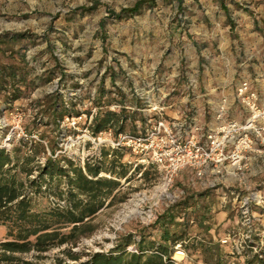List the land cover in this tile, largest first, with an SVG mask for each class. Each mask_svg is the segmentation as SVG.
Returning <instances> with one entry per match:
<instances>
[{
  "label": "rangeland",
  "instance_id": "rangeland-1",
  "mask_svg": "<svg viewBox=\"0 0 264 264\" xmlns=\"http://www.w3.org/2000/svg\"><path fill=\"white\" fill-rule=\"evenodd\" d=\"M138 1L141 0H0V35H27V39L15 45L13 52L1 47L4 52L0 54V64L18 63L15 52L25 55L29 62L27 80L34 82L29 88L22 87V98L11 106L6 105L0 95V148L12 150L20 141L28 145L40 143L46 154H38L30 164L32 168L41 166L46 157L58 158L62 168H66L63 159L81 167L86 161L93 164L101 149L112 148V138L108 135L93 138L87 130L98 110L97 89L109 69L148 74L157 73L166 68V64L170 73L183 67L194 86L191 75L195 67L191 63L195 57V40L192 38L196 34L210 35L200 30L199 25L207 30L210 27L206 25H222L227 21L237 26L247 15L258 16L250 8L253 1L231 5L233 10L229 14L225 12L224 16L220 9L211 8L210 2L198 0H184L181 8L173 0H155L153 9L145 8L138 15L120 20L112 16ZM49 75L53 77L51 81L43 83ZM52 94L61 96L66 107L73 105L80 116L65 119L58 125L52 123L41 114L46 107L41 100ZM84 112H90L91 116L87 117ZM48 143L54 148L53 155L47 148ZM122 153L120 164L125 166L126 179L120 180L121 187L113 203L107 206L109 201H106L93 219L92 234L82 237L74 246L52 247L45 253L32 250L16 256L32 264H80L90 254L110 252L120 238L129 234L137 240L139 233L157 240L161 230L158 225L154 229L151 226L165 211L183 202L188 208L174 209V220L171 223L166 220L169 232L179 230L178 222L188 224L189 241L175 246L172 251V259L177 264H204L202 256L192 254L195 252L192 244L200 240L204 246L220 244L224 252L236 253L238 258L230 260L231 264H243L246 256L249 258L264 249V175L252 177L249 170L240 181L210 187L196 181L193 173L185 169L174 179L170 189L182 195L170 204L161 190L163 175L156 168L140 163V157L128 150ZM24 154L28 151L22 146L21 156ZM117 168L119 172L120 167ZM37 176V169L30 176L18 175L24 183V199L32 212L46 214L64 207L65 179L60 177L35 190L30 188L29 181ZM99 177L115 178L106 173ZM255 193L259 196V205H250L244 213V200ZM221 211L225 218L217 220L215 216ZM150 212L154 215L151 222L147 218ZM70 228L65 226L59 230L66 235ZM10 231L14 236L17 228L9 223L0 226L1 242L13 240ZM222 240H228L227 244H222ZM134 250L127 248V252ZM243 252L250 253L245 256ZM71 254L79 260L72 261Z\"/></svg>",
  "mask_w": 264,
  "mask_h": 264
},
{
  "label": "trees",
  "instance_id": "trees-1",
  "mask_svg": "<svg viewBox=\"0 0 264 264\" xmlns=\"http://www.w3.org/2000/svg\"><path fill=\"white\" fill-rule=\"evenodd\" d=\"M177 3L178 8L184 0H173ZM155 7V0H141L129 9H122L118 14H112L116 20L138 15L145 8L151 10ZM89 10H86V12ZM27 39L26 34H3L0 35V54L6 51L13 52L16 44ZM18 54V63L11 65L0 64V95L6 105L13 104L22 98V87L29 88L34 85L33 80L28 81L29 72L28 60L25 55ZM51 73V72H50ZM49 73V74H50ZM112 79L115 78V71L108 70ZM53 77L49 75L44 82H50ZM42 103H46L41 114L46 115L49 120L57 124L65 119L78 118L80 113L74 110L73 105L66 107L61 96L52 94L46 96ZM96 102H98L96 100ZM40 103V102H39ZM95 112L91 124L87 126L90 135L93 138L107 130L111 124L123 118V112L104 111ZM90 117V112H84ZM124 123L117 130L116 140L119 136L125 134ZM144 130L141 132L143 133ZM14 147L12 150L0 148V226L6 223L17 228L16 234L10 231L9 236H13L12 241H0V264H32L29 261L22 260L16 255H25L35 250L38 253H45L52 247H61L64 245L74 246L82 237L89 236L93 233V219L104 208L105 202L109 201L110 206L116 199V194L120 189V180L126 179L125 166L121 163L122 151L125 149L111 148L109 151L100 150L99 158L94 159V163L84 162L83 167L74 164L71 160L63 159L66 168L60 166L58 158L46 157L41 166L30 167L38 154H46L45 147L40 143L35 145L27 143ZM30 143V142H29ZM21 144V145H20ZM26 147L28 154L21 156V147ZM47 148L50 153L54 154V148L48 143ZM109 159V160H107ZM62 161V160H61ZM107 161V162H106ZM36 163V162H35ZM117 166L120 171H117ZM34 169H37L38 176L34 181H29L30 188L39 190L41 185H48L49 182L58 181L64 178L66 184V198L64 207L53 209L46 214H36L32 212L29 202L24 199V183L18 179L19 174L30 176ZM106 173L115 177L114 179L99 177L100 174ZM61 197V196H60ZM187 209L188 205L183 202L177 204L165 211L158 217L155 225L159 226L161 235L157 240L151 239L150 235L139 233V239L131 234L126 235L117 242L110 252L94 253L87 256L85 262L80 264H174L172 259L173 249L179 244L180 246L189 241L187 238V222H178L177 232L166 230V220L170 223L174 220V209ZM71 227L68 234L60 233L61 227ZM145 232V231H144ZM194 251L192 254L202 256L204 264H231L230 260L238 258L236 253L230 254L224 252L220 244L204 246L202 242L192 244ZM133 247L135 252H127V248ZM250 252H243L242 255H248ZM72 261H78L79 257L71 254ZM232 264H239L233 262ZM243 264H264V249L253 254L249 258L246 256Z\"/></svg>",
  "mask_w": 264,
  "mask_h": 264
},
{
  "label": "crops",
  "instance_id": "crops-1",
  "mask_svg": "<svg viewBox=\"0 0 264 264\" xmlns=\"http://www.w3.org/2000/svg\"><path fill=\"white\" fill-rule=\"evenodd\" d=\"M198 1L210 2L211 8L220 9L224 16L225 12L229 14L233 10L231 5L253 1L250 8L258 16L247 15L237 26L229 21L222 25H206L210 27L208 30L199 25L200 30L210 32V35L196 34L192 38L195 40V57L191 63L195 67L191 75L194 86L183 67L170 73L166 64V68L148 74L109 69L115 71V78L112 79L109 73L103 75L95 99L100 112L124 114L103 132L106 135L110 132L108 136L112 140L116 137L114 131L122 123L124 133L131 135H138L159 119L194 120L203 131L213 129L218 125L215 110L223 98L228 102L226 119L243 123L247 113L236 98V90L242 82L248 84L249 92L264 99V0H227L230 4L225 0L220 3L219 0ZM91 122L92 119L89 124ZM249 175H264V150L259 155H252ZM215 217L224 219L225 213L221 211Z\"/></svg>",
  "mask_w": 264,
  "mask_h": 264
},
{
  "label": "built area",
  "instance_id": "built-area-1",
  "mask_svg": "<svg viewBox=\"0 0 264 264\" xmlns=\"http://www.w3.org/2000/svg\"><path fill=\"white\" fill-rule=\"evenodd\" d=\"M236 98L246 110L243 123L226 119L228 102L226 98L215 110L218 125L203 131L194 120H164L150 123L149 127L136 136L123 135L111 140L112 148L125 149L140 157V163L156 168L163 175L162 193L166 202L174 203L182 192H171L174 179L188 169L196 181L210 187L218 183H233L250 170L253 154L264 150V99H259L249 86L242 82L236 90ZM106 134L101 133L99 135ZM110 135V132H108ZM211 177V180L208 178ZM257 193L243 202L246 209L259 205ZM148 221L154 219L150 212ZM228 240H222L227 244ZM180 247L179 244L176 245ZM135 252V251H133Z\"/></svg>",
  "mask_w": 264,
  "mask_h": 264
},
{
  "label": "bare ground",
  "instance_id": "bare-ground-1",
  "mask_svg": "<svg viewBox=\"0 0 264 264\" xmlns=\"http://www.w3.org/2000/svg\"><path fill=\"white\" fill-rule=\"evenodd\" d=\"M178 254H180V253H178Z\"/></svg>",
  "mask_w": 264,
  "mask_h": 264
}]
</instances>
